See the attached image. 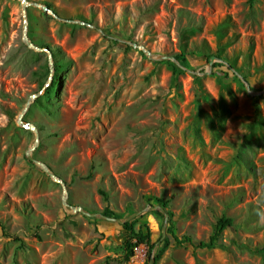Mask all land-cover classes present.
<instances>
[{
  "label": "rangeland",
  "instance_id": "1",
  "mask_svg": "<svg viewBox=\"0 0 264 264\" xmlns=\"http://www.w3.org/2000/svg\"><path fill=\"white\" fill-rule=\"evenodd\" d=\"M24 4L0 0V264H146L158 247L118 263L120 225L98 215L135 214L154 242L152 197L194 245L218 218L234 224L227 251L170 240L156 264H264V0ZM24 24L53 54L48 94L47 55L25 46ZM181 50L187 68L167 59ZM36 93L21 115L35 138L17 118Z\"/></svg>",
  "mask_w": 264,
  "mask_h": 264
},
{
  "label": "trees",
  "instance_id": "2",
  "mask_svg": "<svg viewBox=\"0 0 264 264\" xmlns=\"http://www.w3.org/2000/svg\"><path fill=\"white\" fill-rule=\"evenodd\" d=\"M46 8L47 10H49L48 6H46ZM52 13L54 14V12ZM37 47L46 48L50 52L52 57L53 54L47 47H43L41 45H38ZM187 58H188V54L181 50L178 54L172 56V61L176 62L179 68H187V64H186ZM215 58L217 59L218 57L215 56ZM165 63L170 68L173 82L176 83L177 76L181 72V70L169 61H165ZM214 66H219V64H215ZM227 67L230 70L232 69L231 65H227ZM54 72H55L54 64H52V74L50 76V81L47 87L43 89V94H48L54 88V85L56 83V79L53 75ZM233 73L236 74V71L233 70ZM88 178H90V172H88L84 177V179H88ZM103 200L104 201L106 200L105 196H103ZM149 201L154 202L157 206L161 207L162 209L166 208V204H167L166 201H162L154 197L150 198ZM165 214L167 220H166L164 236L162 237L160 234L156 239V241L154 242L151 241L150 232L145 225H141L136 228L135 219L133 217L124 218L123 220H121L122 222L119 225L122 230V239L119 247V255L118 257H116V261L118 263L128 262L133 255V251L137 247L142 245L146 247L147 250L146 255L148 257L150 253L153 251V249L155 247H158L157 251L152 257V264H156L160 260L164 251L170 245V240L173 242L175 246H182L188 244L198 250L218 248L227 251V247L224 246L223 243L219 242V239H220V234L224 229L233 227L234 224L230 219L224 217L218 218L215 221L214 225L212 226L211 234L209 235L207 241L206 242L200 241L194 245L193 241L189 236L176 235L173 226L174 225L173 215L167 210L165 211ZM100 215L107 218L119 219L107 207H104L101 210ZM254 252L256 254H262L264 253V249H256Z\"/></svg>",
  "mask_w": 264,
  "mask_h": 264
},
{
  "label": "water",
  "instance_id": "3",
  "mask_svg": "<svg viewBox=\"0 0 264 264\" xmlns=\"http://www.w3.org/2000/svg\"><path fill=\"white\" fill-rule=\"evenodd\" d=\"M18 1H19L20 4H21L22 12H24V6H25V5H24V0H18ZM42 11H43V12H47L48 10H47L46 7H42ZM22 30H23L22 41H23V43L25 44V46L28 47V48H30V49H33V50H35V51H37V52H39V53H45V54L47 55L48 66H49V72L51 73V71H52V63H51V55H50V52H49L46 48H38V47L33 46V45L30 43V41L26 38V36H25V34H24V32H25V24L23 25ZM167 59L172 60V58H167ZM210 59H212V58H210ZM49 81H50V76H49V78H48V80H47V82L45 83V85H44L43 88H46V87H47V85L49 84ZM39 94H40V93H36V94H33V95H31V96L29 97V100L26 102L24 108L21 110L20 115H19L18 118H17V124H18L20 127L24 128V129H28V130L32 131V132L35 134V138H36V130H35V128H34L32 125H30L29 123L22 121V120H21V115L26 111V109H27V107H28V105H29V102H30L31 100H34ZM35 144H36V139H35ZM26 158H27L29 161H31V162H33V163L39 165L40 168L43 170V172H44L48 177H50L55 183L61 185V187L64 189V183H63L59 178H57V177H55L53 174H51L45 165H43L42 163H38V162L34 161V160L29 156V154H26ZM62 204H64V199L62 200ZM151 209H157L159 212H161V213L163 214V223H162V228H161V236L163 237V236H164V232H165L166 220H167L166 214H165V212H164L162 209H160V208L151 207ZM73 212H75V213H80L81 215H83V216H85V217H90V218L95 216L94 214H89V213L84 212V211H83L81 208H79V207H75V208H73ZM98 216L101 217V218H103V219L106 220V221H113V222H116V223H118V224H120V223L122 222L121 220H118V219H115V218H107V217H103V216L100 215V214H99ZM134 216H135V214L131 215L130 217H134ZM146 264H152V258H148Z\"/></svg>",
  "mask_w": 264,
  "mask_h": 264
},
{
  "label": "bare ground",
  "instance_id": "4",
  "mask_svg": "<svg viewBox=\"0 0 264 264\" xmlns=\"http://www.w3.org/2000/svg\"><path fill=\"white\" fill-rule=\"evenodd\" d=\"M25 5V4H24Z\"/></svg>",
  "mask_w": 264,
  "mask_h": 264
}]
</instances>
